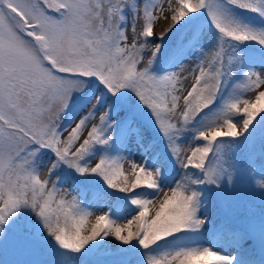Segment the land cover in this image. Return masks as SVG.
Wrapping results in <instances>:
<instances>
[{
    "label": "snow or ice",
    "instance_id": "6c2138e0",
    "mask_svg": "<svg viewBox=\"0 0 264 264\" xmlns=\"http://www.w3.org/2000/svg\"><path fill=\"white\" fill-rule=\"evenodd\" d=\"M261 113L264 0H0V246L264 264Z\"/></svg>",
    "mask_w": 264,
    "mask_h": 264
},
{
    "label": "trees",
    "instance_id": "16d2710c",
    "mask_svg": "<svg viewBox=\"0 0 264 264\" xmlns=\"http://www.w3.org/2000/svg\"><path fill=\"white\" fill-rule=\"evenodd\" d=\"M166 38L167 37H165V39ZM261 115H264V113H261ZM241 117L242 116H237L235 119L238 120ZM257 119H259V117H257ZM197 143H202V142H197ZM154 151H157V152L163 151V147L161 146V141L159 140V138H157V143L155 145ZM179 173H180V170L174 172V170L172 169L170 171L171 177L175 179L179 178ZM6 252L8 256V264H25V262L36 258L26 247H24L23 245L19 243H10L8 247L6 248Z\"/></svg>",
    "mask_w": 264,
    "mask_h": 264
},
{
    "label": "rangeland",
    "instance_id": "374dc122",
    "mask_svg": "<svg viewBox=\"0 0 264 264\" xmlns=\"http://www.w3.org/2000/svg\"><path fill=\"white\" fill-rule=\"evenodd\" d=\"M138 28H139V25H138ZM129 32H130V29H129ZM154 33L158 36L161 32H158V31H155V30H154ZM166 40H167V38H166ZM147 56H148V53L146 52V53H145V57L147 58ZM184 64L186 65V68H185V72H184L183 74H187L188 69H190V68L193 66V60H192L191 58L188 59V60H185V61H184ZM190 80H191V77H189V80L184 81V84H185L186 86L189 85ZM242 119H243V118H242ZM242 119H238V120H242ZM97 122H98V121H97ZM132 152L135 154V155H134V158H135L137 161H139V159H140V152H139V149H137L136 146H135L134 144L132 145ZM149 155H150V153H149ZM125 169L127 170V165L125 166ZM173 170H174V172H176V171L179 170V168H173ZM93 222H94V217H93ZM121 222H123V221H121Z\"/></svg>",
    "mask_w": 264,
    "mask_h": 264
},
{
    "label": "bare ground",
    "instance_id": "6f19581e",
    "mask_svg": "<svg viewBox=\"0 0 264 264\" xmlns=\"http://www.w3.org/2000/svg\"><path fill=\"white\" fill-rule=\"evenodd\" d=\"M167 23L168 22L164 21V20L158 21L156 26H155V28H154V30L158 31V32H162L165 29V27L167 26Z\"/></svg>",
    "mask_w": 264,
    "mask_h": 264
}]
</instances>
